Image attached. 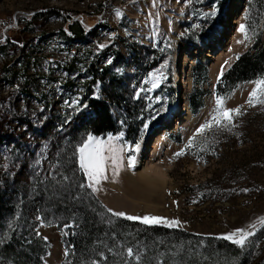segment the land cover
Segmentation results:
<instances>
[{"label":"rangeland","instance_id":"1","mask_svg":"<svg viewBox=\"0 0 264 264\" xmlns=\"http://www.w3.org/2000/svg\"><path fill=\"white\" fill-rule=\"evenodd\" d=\"M257 11L255 0H0L1 81L11 102L26 101L18 110L25 121L11 125L44 130L36 142L12 151L14 141L0 137V187L10 190L19 210L31 209L33 227L47 245L44 264H74L66 241L74 220L48 209L41 197L50 182L74 180L63 172L70 155L92 206L95 200L116 217L189 232L187 237L202 247L206 240L226 241L238 250L234 264L241 257L243 264H264V74L230 94L222 85L221 96L216 94L223 72L240 54L264 50V17L259 20ZM71 16L90 30L87 40L61 35L62 29L69 31ZM227 17L238 22L224 49L208 61L190 59L181 79V65L175 63L179 47L204 43L226 28ZM105 48L112 50L99 63L110 67L112 77L102 83L101 95L114 108L118 128L96 136L89 129L96 113L82 67L91 50ZM73 63L81 68L71 72ZM198 63L208 73L198 74L204 83L196 93L203 106L195 112L190 96ZM116 94L123 96L121 103L139 104L135 113L143 109L138 123L129 127L124 121L111 98ZM180 100L186 121L177 128L176 116L167 139L164 130L153 133L145 157L139 155L151 131ZM8 119L13 120L11 113ZM148 161L165 168V174L140 182L133 176L144 172ZM128 187L140 195L132 197ZM32 192L42 205L39 199L30 202ZM50 212L60 216L47 219ZM104 260L106 254L92 263ZM141 263L130 249L121 264Z\"/></svg>","mask_w":264,"mask_h":264},{"label":"trees","instance_id":"2","mask_svg":"<svg viewBox=\"0 0 264 264\" xmlns=\"http://www.w3.org/2000/svg\"><path fill=\"white\" fill-rule=\"evenodd\" d=\"M255 2L258 9L256 16L262 20L264 0H255ZM67 24L69 31L62 29V36L88 39L90 30L86 29L85 23L80 17L71 16ZM254 49L240 54L238 59L223 72L216 87V94L219 97L222 85L225 89L229 88L228 94H230L240 84L262 79L264 50L261 49L253 53ZM111 50L105 48L99 53L91 50L92 55L87 57L88 59L84 61L82 67L84 85L91 94V105L96 113L89 129L91 134L96 136H106L118 128L114 108L101 95L103 94L102 83L111 78L112 74L109 70L110 67L105 62L99 63V58ZM75 66V70L81 68L73 63L70 68L71 72L74 71ZM194 70L195 92L190 96V101L194 104L193 109L197 112L202 108L203 101L200 94L197 98L196 92L198 87L204 83L199 79L198 74L203 73L206 76L208 71L201 63H198ZM172 92L174 95V89ZM100 95L102 98H98ZM118 97L123 98L117 94L111 96L118 103L124 121L128 123L129 127L132 123H138L137 119L141 120L144 114L143 109L135 113L139 104L121 103ZM196 98H201L197 105L194 102ZM72 158L73 155H70L63 161L64 164L67 161V171L63 170V172L65 177H74V180L68 181L66 184L62 180L58 183L50 182L42 191L41 197L46 199L48 209L58 212L62 218L74 220L75 226L71 230V235L66 238L69 256L74 264H93L92 259H101L102 254H106L107 258L102 261V264H121L124 263V257L130 249L135 251L139 258H142L143 264H225V260L230 262V259L232 262L228 264H234L238 250L226 241L206 240L202 247V242L198 239L187 237V234L191 235L189 232L185 234L167 227L147 226L116 217L102 208L100 204L98 205L95 200L92 206L80 189L82 186V181L79 178L81 171L75 167ZM38 199L37 204L42 205V199L40 197ZM16 200L9 189L0 187V264H44L42 257L47 251V245L39 238L35 227H33L31 209L27 207L24 210H19L15 205ZM29 200L37 202L33 192L30 193ZM26 211H29L28 215ZM56 212H50L47 219L54 217L53 214L58 216L59 214L57 215ZM17 214H23V216L17 217ZM71 249L73 250L71 251ZM244 261L245 258H239L240 264H243Z\"/></svg>","mask_w":264,"mask_h":264},{"label":"bare ground","instance_id":"3","mask_svg":"<svg viewBox=\"0 0 264 264\" xmlns=\"http://www.w3.org/2000/svg\"><path fill=\"white\" fill-rule=\"evenodd\" d=\"M228 11L227 13H229ZM235 14H236V11L234 13L230 12V16L235 15ZM226 19H227L225 21L226 28L227 27L231 28L229 29L228 32L225 31L226 28H223V31L221 30L220 33L212 35L207 41H205L204 43L198 44L196 47L192 45H184V48L179 47L178 49L179 52L175 58V63L177 66L181 65L180 71L178 70V73L180 72L178 75L181 77V79H182V73H181L182 67L183 65L186 68L190 66L189 65L191 62L190 59L199 58V59H204L208 61L209 58H211L214 54H217L221 50L224 49L227 43V38L230 36L231 30L236 27V24L238 22L237 20H234L233 17H227ZM185 72L187 73L188 69L185 70ZM4 79H5L4 75H0V132L5 133L4 135H1L0 133V137L2 136L3 139L14 141V144L9 145L10 146L9 151H12L15 149V147H19L22 149L25 146H29L30 144L36 142L37 138H41L42 135H44V130L39 127H34L32 125H30L29 128H24L21 123L14 124V126L11 125L13 124L15 120H18L19 122L25 121V117L22 114H20L18 110L22 109V107L26 104V101L24 102V104L21 103V104L15 105V102L19 101V99L17 98L15 99L14 102H11L10 97H9L10 93H6L4 84L1 81ZM178 84L181 85L182 90L186 86V84L184 83V80H181L180 82H178ZM11 106L13 107L12 111H10ZM10 113L12 114L13 120L8 119L10 117ZM16 114H19V116H17ZM176 116L179 117V120H178L179 124L177 125V128H179V126H181L187 119V117H185L183 113V102L181 100L180 102L176 103L172 107V109L169 112V115L164 119V122L159 123L158 125L154 127L147 141H145L142 144V147L139 151V155H141L142 157H145V152L148 151L147 147H149V143H150L149 140L152 139L153 133L155 134V133H158L164 130L163 140L167 139L166 138L167 135H169V133L172 132L175 128ZM167 119H168V122L165 123ZM161 128L163 129L160 130ZM0 145H1L0 151H3L4 145H2L1 143ZM145 163H147V161H145ZM154 163L149 162L144 172H139L137 176H133V177L138 179L140 182H143V179L148 181L151 179L152 176H161L160 171L163 174H165V168H162L160 165H157V163L156 164ZM143 164L144 163H140L137 167H135L136 173L139 171V168ZM138 185L141 188L143 187L142 184H138ZM128 192L132 194V197H136L140 195L139 191H133L129 187H128Z\"/></svg>","mask_w":264,"mask_h":264}]
</instances>
